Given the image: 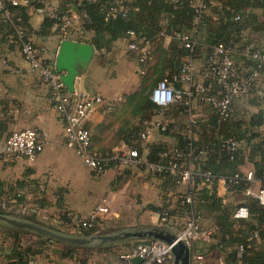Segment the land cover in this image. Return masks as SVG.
I'll return each mask as SVG.
<instances>
[{
  "label": "trees",
  "instance_id": "trees-1",
  "mask_svg": "<svg viewBox=\"0 0 264 264\" xmlns=\"http://www.w3.org/2000/svg\"><path fill=\"white\" fill-rule=\"evenodd\" d=\"M48 1L33 0L27 6H15L7 1L5 8L9 11L10 20L5 21L6 15L4 11H0V46L4 44L10 49L17 47L20 50L23 38L32 39L34 33L45 35L49 28L57 24L58 20L50 16L51 9L60 15L68 7L77 4V0H59V7L53 8L47 6ZM198 1L206 4L200 14L196 11ZM83 3L80 9L88 16L83 28L91 32L87 40L98 50L110 49L116 40L126 38L139 47L151 45L145 66L151 57L155 60L152 71L143 79L141 89L126 95L125 107L131 116L123 120L117 131L118 137L128 146L137 147L142 154L144 140L141 133L145 130L146 122L158 116L166 126L159 131L173 140L171 143L152 144L149 161L168 163L178 158L181 167H188L193 156L191 159L187 155L177 157L176 153L188 154L191 147L195 150L194 155L203 151L192 161L195 174L186 184L179 182L170 170L152 171L145 163L125 166L143 168L156 174L161 181L159 187L163 204L149 203L147 208L160 215L167 212V223L171 220L179 221L181 226L184 225L188 212H193L204 223L208 220L210 225L216 227L211 249H219L226 264H264V205L256 197L245 194L249 181L242 178L236 184L228 182L229 191L242 200L240 203L237 200L225 202L217 194L216 182L210 188H199L201 179L197 174L211 170L218 176L230 177L235 173L243 174L242 167L249 166L255 177H264V131L261 130L264 125V90L261 88L264 62L245 53L250 42H255L262 49L259 39L250 34L264 32V19L257 12L259 9L264 10V0H84ZM32 9L44 11V20L39 30H34L31 25ZM20 30L23 38L19 35ZM186 32L191 33L188 42L182 39V34ZM163 35L171 36L167 46L160 40ZM220 43L236 48L235 65L242 76H248L253 71L259 72L255 88L235 103L226 119H222L216 112L209 115L210 105L195 93L191 105L194 106V102L203 104L207 116L192 126V133L189 135L188 123L185 121L189 115L187 97L167 106H159L152 102L150 93L160 79L172 78L181 71L185 63L202 58V82L209 88L207 94H219L222 87L218 83L215 64L210 61V56ZM1 53L0 51V56ZM251 107L255 110L251 111ZM229 137L239 142L240 146L234 150L226 149L223 141ZM164 152L167 154L162 155ZM7 157L15 158L0 153V158ZM111 167H116V164L110 162L106 169ZM25 187L24 179L10 182L0 178V206L11 203L24 206L27 202L26 192L19 190ZM189 194L193 197L192 203L186 200ZM47 204L48 201L42 206ZM56 204L61 208L59 220L62 224L70 223L81 234L98 233L97 223L83 229V225L72 221L69 213L73 210L64 207L63 195H60ZM240 205L249 208L248 218L234 217V212ZM85 222L83 220L82 224ZM2 233L11 242L7 247H0V264H30L45 253L46 248L42 243L37 246L21 241V235L29 234L25 230L6 228ZM66 247L68 249L60 254L61 258H74L75 250L88 249L72 245ZM107 247L109 246L97 249ZM79 261L80 264L88 263L87 258ZM151 264H174V258L171 256L164 262Z\"/></svg>",
  "mask_w": 264,
  "mask_h": 264
},
{
  "label": "crops",
  "instance_id": "crops-1",
  "mask_svg": "<svg viewBox=\"0 0 264 264\" xmlns=\"http://www.w3.org/2000/svg\"><path fill=\"white\" fill-rule=\"evenodd\" d=\"M59 4V0L47 2V6L53 8H58ZM62 8L59 9L66 10ZM257 12L261 19H264V10L259 9ZM30 13L32 27L34 30H39L44 20L43 9H32ZM83 25L84 22H80L66 38L90 42L87 39L91 36V32L84 30ZM250 36L258 38L260 46L264 50V32H254ZM63 39L65 37L61 35L56 23L49 28L47 34L34 33L32 36L35 43L45 47V57L51 63H55ZM160 40L167 46L171 41V36L163 35ZM146 46L151 48V45ZM0 51L2 52L0 56V125L2 126H0V148L12 131L26 127L39 129L45 137V148L34 162L23 158H0V178L10 182L24 179L26 187L19 191L26 192L27 202L32 200L31 202L35 206L32 210L35 213L38 210L46 212L51 208L61 211L56 203L60 195H63L64 207L81 215L89 214L99 199L107 197L108 203L101 215L107 210L108 216L118 215L117 201L121 193L116 188L117 186H113L118 169L111 167L101 174L93 173L83 163L76 151L66 145L64 121L56 111L51 100V90L40 73L29 68L17 47L10 49L2 44ZM3 60H6V63H3ZM202 60V58L192 60L196 81L203 80ZM154 63L155 60L151 57L144 73H142L139 54L130 48V42L126 38L116 40L110 49L103 48L100 51L96 48L89 67L78 76L75 83V94L98 96L103 99L85 122V126L91 130L92 145L95 149L112 152L127 146L126 142L117 135L123 120L131 116L125 107L126 95L141 89L143 79L152 71ZM175 86L187 88L188 84L178 81ZM261 88L264 90V81ZM118 97L120 99L114 109H107V103ZM193 111L197 121L205 119L207 116L205 106L198 102H194ZM208 112L210 115L215 111L211 108ZM154 118H158V116ZM185 121L188 123L187 128L189 129V115L186 116ZM261 130L264 131V125ZM168 138L161 134L159 129H155L143 141V156L148 159L150 146L155 143H167L169 142ZM242 168L248 169L249 166ZM203 187L210 188L211 186L199 184V188ZM216 191L225 202L236 200L235 195L229 191L223 181L216 183ZM46 201L48 204L42 206ZM240 202L237 200V203ZM171 224H174L173 220L164 225L160 224V226H166L169 230L174 229ZM205 226L212 225L206 220ZM173 233H176L175 230ZM213 242V238L209 242L196 241L190 248L191 264H226L221 251L217 248L211 249ZM40 260L36 258L30 264H43ZM45 264L52 263L47 259Z\"/></svg>",
  "mask_w": 264,
  "mask_h": 264
},
{
  "label": "built area",
  "instance_id": "built-area-1",
  "mask_svg": "<svg viewBox=\"0 0 264 264\" xmlns=\"http://www.w3.org/2000/svg\"><path fill=\"white\" fill-rule=\"evenodd\" d=\"M12 5L27 6L33 0H0V11H4L5 21L10 20L9 11L5 8L6 2ZM84 0H77V4L68 8L62 14L51 9L50 16L58 20L57 26L62 36H69L72 30L80 23L88 19L86 12L80 9ZM206 7L203 1L196 3L197 13H201ZM42 10V9H41ZM238 18V17H237ZM23 38L22 31H18ZM191 33L182 34L184 41H190ZM20 52L24 60L28 63L32 71H38L47 83L51 90V100L59 116L64 121V139L68 147L73 148L83 163L96 174H101L106 171L107 165L114 162L117 168L125 166H135L145 163L152 171L170 170L172 175L181 183H189L195 171L193 170V162L198 158V155L203 153L199 151L194 155V148L191 147L187 153L178 152L177 157L189 156L188 167H181L178 158L170 160L168 163L149 161L137 147L126 146L125 148L117 149L112 152L102 153L93 148L92 133L85 126L87 118L96 109V106L103 101L98 96H79L70 92L61 79L60 73L56 70L55 64L48 61L45 57V47L35 43L32 39H22ZM130 48L134 49L139 54L140 71L144 73L146 62L149 59V47H139L135 43H130ZM237 50L235 47L226 46L220 43L210 56V61L215 64L214 70L217 74L218 83L222 90L219 94H207L209 88L202 82L196 81L194 78V66L191 61L184 64L181 71L172 78L164 77L160 79L153 87L150 93V99L153 103L159 106H167L170 103L187 97L189 104V129L187 133H192V126L197 122V117L191 105V99L196 94L201 95L211 108L219 114L222 119H226L235 103L248 95L255 88V81L259 76L258 71H253L248 76H242L236 67L235 55ZM247 55L264 62V50L259 48L255 42H250L246 47ZM223 54V55H222ZM6 63V60H3ZM184 81L188 84L187 88H177L175 83ZM120 98L110 100L107 103V109H114L117 101ZM165 125L159 118H153L146 122L145 130L141 133V138L145 141L155 129H165ZM223 146L228 150H234L240 146L234 138H226L223 141ZM45 148V137L35 127H26L12 131L1 145L0 153L15 158H23L29 162L37 160L41 152ZM164 152L162 155H166ZM200 176V185L212 186L215 182L223 181L226 187L228 182L236 184L242 178L249 181L250 185L245 189V194L256 197L259 202L264 205V182L263 178H257L252 169H244L243 174L235 173L230 177H222L213 173L211 170L197 172ZM187 202H194L191 194L187 196ZM108 203L107 197H102L95 204L92 211L87 215H81L75 211L70 212L69 216L77 225H83V229L95 226L98 218L104 211ZM250 215L249 208L245 205H240L234 212L236 218H248ZM86 220L84 224L82 221ZM168 222L167 212L160 215V224ZM216 232L215 226H205V223L196 216L193 212H188L185 223L182 229L179 230L178 237L190 248L196 241H211L213 234ZM242 249V247L240 248ZM171 245L159 239H140L128 251L122 253L119 257L103 261L100 264H133L132 259L139 257L142 259L140 264H151L153 262H164L171 257Z\"/></svg>",
  "mask_w": 264,
  "mask_h": 264
},
{
  "label": "rangeland",
  "instance_id": "rangeland-1",
  "mask_svg": "<svg viewBox=\"0 0 264 264\" xmlns=\"http://www.w3.org/2000/svg\"><path fill=\"white\" fill-rule=\"evenodd\" d=\"M251 111H254L255 108L251 107ZM169 142L172 141V138H168ZM26 160V159H25ZM117 173L115 179L113 180L114 187L120 190L121 196L117 201V210L118 215L108 216V210L98 218V233H108L124 229L127 227L133 226H160V213L155 212L147 208L149 203H154L158 205L163 204V198L159 187L161 181L156 177V174L151 173L143 168H117ZM171 194V193H170ZM235 199L241 201L240 196H235ZM32 200L28 201L24 206L11 203L10 205L3 204L0 210L1 212H7L15 216H22L24 218L33 219L38 222H41L52 228L70 232L78 233L76 228L73 227L70 223L62 224L59 220V214L61 211H57V208L48 209L46 212L39 211L34 212L32 209L35 207ZM172 224L174 229L171 231L178 233L181 226L179 221H174ZM161 227H164L161 225ZM166 227V226H165ZM7 226L0 225V247H7L11 242V239H7L6 236L2 233ZM168 228V227H166ZM26 231V230H25ZM29 234L21 235V241L24 243H33L34 245H41L45 247V253L41 256H38L39 260L43 264L46 263V260L52 264H80L79 259H88L87 264H100L103 261L114 259L121 255L122 253L128 251L132 248L137 241L140 239H130L123 242H118L112 245H107L109 247L104 249L97 248H88L86 250L77 249L74 251V258H61L59 255L63 253L68 244L57 242L41 236L37 233L27 231ZM81 234V233H80ZM36 235L41 236L42 238L37 237ZM7 239V240H6ZM51 240V242L47 241ZM84 248V247H81ZM50 253V254H48ZM173 257V255H171ZM202 260V259H201ZM194 261V260H193ZM196 263V262H193Z\"/></svg>",
  "mask_w": 264,
  "mask_h": 264
},
{
  "label": "water",
  "instance_id": "water-1",
  "mask_svg": "<svg viewBox=\"0 0 264 264\" xmlns=\"http://www.w3.org/2000/svg\"><path fill=\"white\" fill-rule=\"evenodd\" d=\"M96 47L85 41L65 38L61 41L55 60V68L67 89L74 93L75 83L89 67ZM0 225L37 233L51 240L77 247L98 248L130 239H159L171 245L174 264H191V250L176 233L161 226H133L108 233L80 234L61 231L33 219L0 211ZM139 257L132 259L140 264Z\"/></svg>",
  "mask_w": 264,
  "mask_h": 264
}]
</instances>
